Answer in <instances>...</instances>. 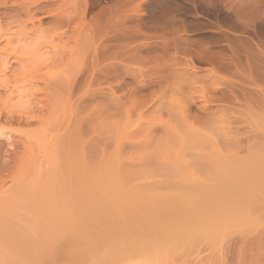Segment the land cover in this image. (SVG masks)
Masks as SVG:
<instances>
[{
  "label": "rangeland",
  "instance_id": "1",
  "mask_svg": "<svg viewBox=\"0 0 264 264\" xmlns=\"http://www.w3.org/2000/svg\"><path fill=\"white\" fill-rule=\"evenodd\" d=\"M263 100L264 0H0V253L15 250L18 216L43 202L33 176L53 156L58 173L76 170L84 153L104 173L113 156L128 185L182 189L177 173L214 175L210 142L221 160L264 146ZM227 130L238 150L225 149ZM250 227L227 232L216 264L264 258L252 251L264 229ZM205 244L192 250L208 255Z\"/></svg>",
  "mask_w": 264,
  "mask_h": 264
},
{
  "label": "bare ground",
  "instance_id": "2",
  "mask_svg": "<svg viewBox=\"0 0 264 264\" xmlns=\"http://www.w3.org/2000/svg\"><path fill=\"white\" fill-rule=\"evenodd\" d=\"M260 117H257L259 121ZM227 131L225 133L226 135L228 134V140L227 138L225 139V136L223 139L226 144H224L225 149L229 150L232 147V142L236 141L232 137L229 140L231 133L229 134V131L228 133ZM67 136H62L60 143L64 150V155L68 152V156H64V159L69 161L71 159L69 153L72 150L70 148H72L73 141H70L71 136H69V139ZM202 140L200 141L202 142ZM69 142L72 143L70 144ZM214 142L216 143L215 140L210 142V144H213H211L213 153L216 154L214 159L213 156L211 158L214 163H210L214 175H208L210 174L209 172L205 173L207 175L201 173L204 180L196 176V181V179L193 180L192 175H189L187 171L185 173L183 171V175H179V173L175 175L174 173L175 177L183 176V183L188 182V185L184 184L181 187L182 189H178L169 186L172 184L171 182L168 185V189L172 191L170 192L167 188L165 190L161 187L163 191L165 190L163 193L159 192L161 190L160 187L158 189L152 186V181V184L150 181H148L150 184L141 182L142 186L139 185L141 184L140 182L138 184L133 182L128 185V179L123 178V172L126 173V171L120 168L121 164L118 158L113 156V158L111 157V165L107 166L106 164V167L112 169V171L111 169L109 170V172L113 173L112 175L117 172V175L122 176L123 174L122 177L116 178L117 175L112 176L110 175L111 173H106L108 171L106 167L104 170L107 171L102 173V170L99 173V165L103 166L105 164L103 162L102 165L101 161L103 160L99 161L101 163L99 165L96 164L99 162L94 161L96 162L94 164L95 167L93 166L94 171L93 169L91 170L92 167L89 169L86 166L87 162H85L87 157L83 156L85 153L82 154V161L76 170L73 171L70 167H67L61 173H58L55 169L56 156H53L50 160L47 158V166L43 168L45 170L44 174L42 175L38 170L37 176H33L34 182L39 179L38 175L42 176L36 181L38 184H35L33 180H29L36 187L40 184V188L37 189L39 190L38 192L41 191L42 193L43 202L34 205L30 209L33 213L31 217H28V212L23 217L18 216L16 235H12V238H10L11 245H15V250L8 256L0 253V264H214V262L216 264L218 260L215 261L214 251L216 249L217 252L222 248L220 245H223L225 239H227L225 235L228 236L234 228L238 227L237 229L242 231L251 225L252 230L256 226L257 228L259 227L258 230H256L257 228L254 229L258 233L260 225L264 222V146L257 149H249V146H247V149L243 151H247L248 154L245 153L246 155L241 157V154H233V147L239 148L240 146H237V143H233L234 145L231 148L233 152H229L230 149L229 153L227 152L229 156L223 154L224 157L222 156L221 160L220 155L222 154L217 152L216 147L218 142L216 144ZM62 148L61 152H63ZM236 150L238 149L236 148ZM240 150H242L241 147ZM113 160H117L118 163L115 164L116 162H113ZM211 160L205 162H211ZM91 162L93 161L91 160ZM106 162L110 164V160ZM112 162L116 165L115 168ZM88 164L90 166V162ZM213 164L215 165L213 166ZM176 165L178 164L176 163ZM172 167L174 166L172 165ZM95 168L98 172H96ZM118 168L121 170L119 169L118 171ZM172 169L176 170V167ZM205 169L208 170L207 167ZM243 170H246V173L242 172ZM248 171L249 174L246 175ZM229 172L232 175L227 174ZM139 176L136 175L137 179ZM171 176L173 180L176 179L173 174ZM246 176H250L251 179L249 178V181H246ZM208 178L209 182L206 181ZM227 178L228 180L231 179L230 182L227 181ZM139 179L142 180V177H139ZM143 179H146V177ZM170 179L169 177L167 181H171ZM190 179L193 181L191 182ZM124 180L125 184L123 183ZM161 180L164 179L161 178ZM198 180L202 181L203 185ZM167 181L165 180V183ZM21 182L24 183V179ZM161 182L158 185H162L163 183ZM121 183L127 185L124 186ZM144 184H147V187ZM131 185L132 187H129ZM143 185L145 186L144 188ZM155 185L157 186V184ZM134 186L135 188H133ZM34 187L32 189L35 190ZM41 188L42 190H40ZM58 188L59 190H57ZM155 188L158 191H155ZM174 189H178L180 192L178 190L173 192ZM25 219H27L26 223H24ZM241 226L247 227L240 229ZM262 228L264 229V225H262L261 230ZM228 231L230 232L227 233ZM262 232V235L258 234L260 235V237L257 236L258 240L255 239L257 234L254 237V240H257V242L254 241L256 243L254 249L257 250H253L251 247L252 251H257L258 254L264 249V231ZM248 233L246 234L248 235ZM243 242H245V239ZM203 244H205V248L209 247L206 249H208V252L210 250L211 252L209 253H213L212 255L208 253V255L200 257L199 251L195 250L194 252L192 250L196 245H200V249H202ZM220 250L219 254L220 252L222 253ZM239 250L238 253H240ZM200 251L202 252V250ZM261 255L263 254H255L258 257H256L257 259L254 258L255 256H248L249 259H254L250 260L252 262H249V264H261L264 261ZM218 257L220 258V256ZM260 261L262 262L260 263ZM241 263L243 264V262Z\"/></svg>",
  "mask_w": 264,
  "mask_h": 264
}]
</instances>
